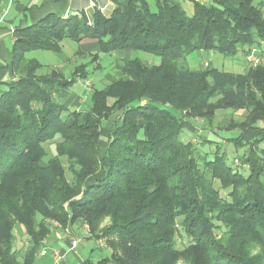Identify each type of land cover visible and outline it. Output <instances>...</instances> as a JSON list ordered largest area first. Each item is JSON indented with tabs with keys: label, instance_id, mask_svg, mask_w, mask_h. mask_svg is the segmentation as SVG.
<instances>
[{
	"label": "trees",
	"instance_id": "obj_1",
	"mask_svg": "<svg viewBox=\"0 0 264 264\" xmlns=\"http://www.w3.org/2000/svg\"><path fill=\"white\" fill-rule=\"evenodd\" d=\"M191 1L190 15L183 0H127L109 17L49 14L15 27L16 79L0 95V264H34L52 222L87 223L93 239L97 231L109 237L112 252L83 264H264V66L232 73L179 62L195 50L235 57L260 48L263 12L254 0ZM65 39L94 40L99 52L120 55L84 109H70L60 93L102 69L98 53L68 78L38 74L42 64L25 56L39 49L60 55ZM223 109L248 112L245 122L218 125L238 131L228 141L241 149L246 174L219 145L209 159L182 138L191 119L211 128ZM57 136L56 154L43 163L44 144ZM104 218L109 224L97 230ZM16 225L27 239L22 251Z\"/></svg>",
	"mask_w": 264,
	"mask_h": 264
},
{
	"label": "crops",
	"instance_id": "obj_2",
	"mask_svg": "<svg viewBox=\"0 0 264 264\" xmlns=\"http://www.w3.org/2000/svg\"><path fill=\"white\" fill-rule=\"evenodd\" d=\"M126 1L127 0H0V95L6 90V83L16 79L12 71L13 56L11 51L14 43L13 30L15 27H24L33 24L49 14H54L63 18L69 16H82L91 20L94 13L98 11L104 17H109L119 4L125 3ZM254 2L261 7L264 16V0H254ZM183 6L186 7L190 14L192 13L193 3L191 0H183ZM62 44L63 41L60 43L62 48V53L60 55L52 51L39 49L32 50L26 53L25 56L28 59L33 58L41 63L42 68L47 69L46 73L55 70L61 72L65 78H68L77 61V59H71V56H79L78 52L83 53L84 55L98 53L100 59V55L105 54L99 52V47L94 40H83L79 44L67 40L66 49H63L64 44ZM37 51L51 52L53 55L45 53L42 54L41 57H37L35 54ZM197 51L199 52V55L204 54L201 50ZM123 56L129 57V52H124ZM79 57L78 61L82 58L81 56ZM119 57L120 56L115 55L116 59ZM70 59L71 62H68ZM87 60L81 59V62ZM242 60L243 59L234 60L232 62H236L240 66V64H243ZM67 63L72 65V68L67 70L68 74L66 75L64 64ZM234 66L235 63L233 64V67ZM243 66L245 65L243 64ZM112 67L114 68L113 64L110 68ZM235 68L238 70L237 67ZM229 69L235 70L234 68ZM109 72V70H103L102 73L107 74ZM83 84L84 85H81L80 80H77L69 89L63 90L60 93V100L64 101L66 106L70 109H81V102H84V100L88 98L90 90L84 88L83 86L86 85L85 83ZM74 86H78L76 91L73 90ZM55 223L56 222H53L51 224L49 234L42 241V247L46 249V252L44 254L39 253L34 264H83L86 259L93 260L91 259L94 248L92 246L90 247L89 257L81 258L79 256L82 246L87 243L93 245L97 243V240L93 239L91 233L85 228V226H83V223L75 222L69 224L66 228ZM18 231L19 235L21 233L19 239L20 243L18 244H21L23 247L22 249H24L27 245L26 235L24 234L23 229L18 228ZM73 236L80 237L81 239V243L75 251L70 250V239Z\"/></svg>",
	"mask_w": 264,
	"mask_h": 264
},
{
	"label": "rangeland",
	"instance_id": "obj_3",
	"mask_svg": "<svg viewBox=\"0 0 264 264\" xmlns=\"http://www.w3.org/2000/svg\"><path fill=\"white\" fill-rule=\"evenodd\" d=\"M184 9H185L187 15H190V12L186 9L185 6H184ZM66 43H67V40L66 39L63 40V44H64V45L62 44L63 49H66V47H67ZM253 49H254V54L259 58V64H257V65L264 66V45L260 46V48L253 47ZM201 51L204 54L199 55V52L197 50H195L193 52H190L184 59L180 60L179 62L181 64L191 68V69H198L200 67L205 68L209 64L212 67H216L220 70L228 71V72H232V73H244L248 68H253V65L246 62L244 54H241V53H238L239 55L237 54L236 57H228V56L220 55L216 52H210V51H204V50H201ZM45 53L52 54L51 52H45V51H37L35 54L37 57H41L42 54H45ZM212 53H214V54H212ZM115 55L120 56V55L115 54V53L101 54L98 62L101 64L102 69L93 71V70H91V66H89V69L91 70L90 77L85 79V80L80 79V78L77 80H80L81 85H84L83 83H85L86 86H83V87L87 88L88 90H91L92 88H101L104 85V83L108 82L106 77H105L106 74L102 73L103 70H109L110 72L107 74H114L116 72V70L113 67L110 68V66H112V64L114 65V63H115V61H114V59H116ZM79 56H71L70 58L75 59V60L77 59L76 64L80 63L81 59L82 60L90 59L89 56L87 54H85V56H81L82 58L78 61V58H80ZM129 56L130 57H137L141 61H143L144 63H148V64H158L160 61V58L158 56L153 55V54H149V53H145L142 51L129 52ZM231 58H232V60H231ZM71 59L68 62H71ZM241 59H243L242 63L245 66H243V64L242 65L240 64V66H239L236 62H232L234 60H241ZM204 60H206V61H204ZM234 63H235V66L233 67ZM235 67H237L238 70L239 69L240 70L238 71ZM70 68H72V65H70L69 63L64 64V69H65L66 75L68 74L67 70H69ZM229 68H232V69L234 68L235 70H230ZM241 69H242V71H241ZM46 72H47V69H45V68H41L37 71L38 74H44ZM77 88H78V86H74L73 90L76 91ZM86 104H87V99H85L84 102H81L80 108L84 109L86 107ZM247 118H248V112L245 109H235V110L223 109V110H220L216 113V118L214 120V127H211V128H209L205 124V121L202 119H199V118L191 119L190 120L191 128H187V129L185 128L183 130V137L182 138L184 141H190V142L196 144L197 146H199L203 152L207 153L206 155L209 159H211L213 157L212 154L216 150V145H214V144L219 145V148H221L220 151L225 152L226 160L232 166V168L235 170H236V168H238L240 172H244L246 174L247 173V166L242 165L240 162V159L238 158V156L241 154V149L236 150L232 146V143L228 141L229 137L233 138V137L237 136L238 131L237 130L223 131V130L218 128V125H220L222 123L226 124L229 122V120H233V121H236L238 123L239 122H245V120ZM110 125H111V123L108 122L107 126H110ZM218 133L220 135H223V136H220ZM250 134H251V131L246 132V136L249 137ZM204 137H208L214 143L203 145L200 142V140ZM59 141H60V137L57 136L53 140H50L44 144V147L48 153L47 154L48 156H46L43 159V163L46 161V159L49 156H53L56 154V144ZM214 187L219 190L221 197H223V198L227 197V191L221 189L217 181L214 182ZM57 224H59V223H57ZM83 224H84L83 226H85V228L90 232V228L87 225V223H83ZM108 224H109V219L104 218L98 224L97 230L107 226ZM18 228L22 229V226L16 225V227L13 231L14 243H15L14 245H15L16 249H18L19 251H22L23 247L21 246V244H18V243H20L19 239H20V235H21V233L19 235ZM97 232H98L99 238L94 239V240H97V243L95 245H93L91 243H87L86 245L81 247V249H80L81 251L79 250L80 251L79 256L81 258L89 257V251L91 249L90 248L91 246L94 247L93 251H92L93 253L91 255V259H93L95 261L98 260L99 258L108 256L112 252V249L107 244V239H109V237L104 236L99 231H97ZM182 241L178 240V246L180 248L183 245ZM184 242H185V240H184ZM80 243H81V239H80L79 244ZM78 247H79V245H78ZM41 249H43V247ZM40 252H41V250L38 252V254ZM176 264H185V262L182 260H179Z\"/></svg>",
	"mask_w": 264,
	"mask_h": 264
},
{
	"label": "built area",
	"instance_id": "obj_4",
	"mask_svg": "<svg viewBox=\"0 0 264 264\" xmlns=\"http://www.w3.org/2000/svg\"><path fill=\"white\" fill-rule=\"evenodd\" d=\"M201 3L205 2L206 0H197ZM245 60L246 62H248L249 64L255 66L257 64H259V58L254 54V49H252L250 51V53H248L246 56H245ZM79 242H80V238L77 237V236H73L71 239H70V250L72 251H75L79 245ZM46 252V249H41V254H44Z\"/></svg>",
	"mask_w": 264,
	"mask_h": 264
}]
</instances>
